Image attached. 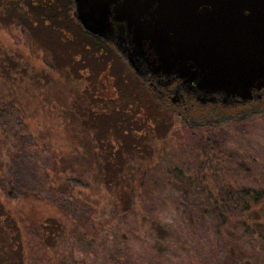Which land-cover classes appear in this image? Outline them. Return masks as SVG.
<instances>
[{
  "label": "rangeland",
  "instance_id": "1",
  "mask_svg": "<svg viewBox=\"0 0 264 264\" xmlns=\"http://www.w3.org/2000/svg\"><path fill=\"white\" fill-rule=\"evenodd\" d=\"M6 2L0 3V104L18 108L26 133L44 149L42 165L67 175L96 167L99 154L110 162L129 157L124 169L136 165L135 177H141L148 198L142 206L146 229L132 212L123 218L119 237L127 264H219L222 234L208 203L230 198L235 186L264 188V109L256 107L244 117L218 107L208 109L213 112L203 119L175 114L177 102L161 104L115 48L96 44L82 32L70 0H52L50 5L61 9L58 19L37 26L25 17L30 0H19L22 7L9 2L19 12ZM134 100L139 107L133 108ZM3 138L0 131V158L6 154ZM35 149L33 143L27 146L29 153ZM119 150L128 157L119 156ZM175 167L204 186L186 201L165 178L166 170ZM130 176L113 181L109 196L121 194ZM205 187L212 192L209 202ZM55 236L42 241L24 231L23 255L12 249V240H0V264L2 259L3 264H111L107 250L95 259L85 254V240L76 229ZM262 245L256 252L247 246L252 264H264Z\"/></svg>",
  "mask_w": 264,
  "mask_h": 264
},
{
  "label": "trees",
  "instance_id": "2",
  "mask_svg": "<svg viewBox=\"0 0 264 264\" xmlns=\"http://www.w3.org/2000/svg\"><path fill=\"white\" fill-rule=\"evenodd\" d=\"M6 1L8 2L3 4L5 7L10 5L15 7V4L9 3L10 1L22 7L19 0ZM71 1L70 4L73 3ZM2 2L3 0H0L1 4ZM51 2L52 0H30V11L25 12V17L30 19L32 26H37L40 22L48 24L58 19L61 9L58 5L52 7ZM14 9L19 12V8ZM82 32L96 44L114 48L83 29ZM151 92L155 95L152 90ZM156 99L161 104L167 105L157 96ZM257 105L256 102L240 105L235 110L221 106H218V109L224 114L230 111L232 114L237 113L244 117L251 114L252 110L258 107ZM132 106L139 107V101L134 100ZM172 110L175 114L181 113L188 119L207 117L213 112L203 111L199 107L193 108L192 111L185 110L184 107ZM17 111L18 108H13L7 102L0 104V131L6 137L2 140V147L5 148L6 154L5 157L0 158L1 243L12 240V249L17 250L19 255H23L24 231L37 233L42 241L46 238L54 241L58 239L55 232L76 229L81 234V241L85 240L82 242L85 245V247L82 246L85 254L95 259L99 257L102 250H107L111 264H127L123 239L119 237L122 233L121 228L124 226V215L132 212L137 224L143 228L146 226V221H143L145 212L142 206L148 192L144 196L146 191L141 182L142 179L135 177L136 165L128 168L129 171L125 170V167L130 166L131 159L119 150L118 155L123 158L128 157L127 161L122 162L118 159L110 162L108 157L99 154L101 160L95 165L96 167H86L82 172L70 170L67 175H61L62 169L53 170L54 168L46 166L48 170L44 167L45 164L42 165L43 162L40 159L44 149L35 144L36 142L34 143L35 138L31 133H26L28 125L23 124ZM212 126L215 128L214 123ZM32 143L36 149L35 152L29 153L27 146H31ZM128 173L131 176L124 180L126 183L122 186L121 194H116L118 193L116 191L109 196L107 191H111V183L124 179ZM144 174L141 173L142 177ZM165 178L173 188L181 191L185 201L204 187L201 182L189 180L192 178L176 167L168 168ZM135 179L139 181L136 184L133 183ZM202 192L210 193L206 195L209 202L212 198L211 190L205 187ZM212 199L208 204L215 209L216 225L222 234L219 264H252L253 257L248 254L247 246L250 251L255 252L258 243L263 244L261 248L264 247V188L235 186V191L230 198ZM14 201H17L16 205L11 204ZM197 204L202 212H207L204 203ZM59 242H61V234ZM62 243L65 242L62 241ZM97 243L99 249L96 248ZM68 255L70 257L73 255L72 248L69 249ZM12 257H9V260ZM1 262L3 264V259Z\"/></svg>",
  "mask_w": 264,
  "mask_h": 264
},
{
  "label": "water",
  "instance_id": "3",
  "mask_svg": "<svg viewBox=\"0 0 264 264\" xmlns=\"http://www.w3.org/2000/svg\"><path fill=\"white\" fill-rule=\"evenodd\" d=\"M72 2L82 29L111 43L143 81L194 69L199 89L243 102L264 83V0Z\"/></svg>",
  "mask_w": 264,
  "mask_h": 264
},
{
  "label": "flooded vegetation",
  "instance_id": "4",
  "mask_svg": "<svg viewBox=\"0 0 264 264\" xmlns=\"http://www.w3.org/2000/svg\"><path fill=\"white\" fill-rule=\"evenodd\" d=\"M109 44L113 46L111 43ZM188 70L191 71L188 77L181 76V69L175 70L169 75H151L148 73L144 78V82L163 103H166L168 100L174 103L177 102V107H184L185 110L189 111L198 107L208 110L218 106L235 110L240 105L254 104L256 102L258 104L257 108L264 109V83L262 86H260V83H254L251 87L253 92L252 100L243 102L233 97L225 98L220 93L209 94L199 89V78L192 72L194 69ZM170 94L173 97L169 96Z\"/></svg>",
  "mask_w": 264,
  "mask_h": 264
}]
</instances>
